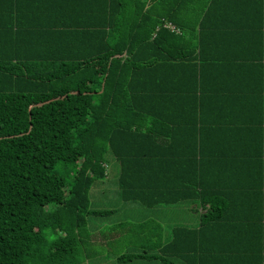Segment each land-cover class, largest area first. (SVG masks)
Instances as JSON below:
<instances>
[{"label": "trees", "instance_id": "obj_1", "mask_svg": "<svg viewBox=\"0 0 264 264\" xmlns=\"http://www.w3.org/2000/svg\"><path fill=\"white\" fill-rule=\"evenodd\" d=\"M215 22L237 65L212 64L236 74L253 64L244 69L254 80L264 0H0V264L90 260L89 222L102 215L91 193L110 159L123 202L206 211L169 239L157 226L149 248L163 261L264 264V193L209 182L196 154L169 155L161 142L179 127L191 133ZM245 33L260 49L239 55Z\"/></svg>", "mask_w": 264, "mask_h": 264}, {"label": "crops", "instance_id": "obj_2", "mask_svg": "<svg viewBox=\"0 0 264 264\" xmlns=\"http://www.w3.org/2000/svg\"><path fill=\"white\" fill-rule=\"evenodd\" d=\"M219 25L218 22L211 25L216 36L208 42L210 44L214 41L212 46L206 48L201 93L197 96L199 101H194L191 109V133H188L186 128L179 127L183 131L174 133L172 138L162 137L161 142L166 143L165 149L169 155H183L189 152L196 154L203 161L201 172L206 175L207 181L215 184L222 181L225 187L238 190L253 185L259 189V195H262L264 193V61L259 64L260 72L254 80L253 72L244 69L253 64L242 66L243 63H240V72L237 74L236 69L227 71L217 69L212 64V60H218L216 58L222 59L223 65L231 67L237 65V61L235 62L232 57L224 58L223 54L228 50L222 47L230 42L223 39ZM250 35L245 33L240 37L242 48L239 55L241 52L244 53L243 50L247 46H252L254 43L255 51L260 49L258 37L253 38ZM233 76H237L239 80L233 79ZM234 89L240 92L234 98L224 94L226 90ZM250 90L254 91L253 99L248 94ZM174 110L173 120L179 124L177 107ZM188 145L191 146L190 150ZM248 157L252 158L251 163L254 164L249 165L246 162ZM188 205L192 206L189 220L193 222L189 226L198 228L206 211L198 203ZM165 210L172 215L174 212L176 214L183 212L181 209H172L171 212Z\"/></svg>", "mask_w": 264, "mask_h": 264}, {"label": "rangeland", "instance_id": "obj_3", "mask_svg": "<svg viewBox=\"0 0 264 264\" xmlns=\"http://www.w3.org/2000/svg\"><path fill=\"white\" fill-rule=\"evenodd\" d=\"M107 171L106 184H97L91 193L90 210L102 215L90 219L92 238L88 246L93 254L85 264H183L166 263L159 250L149 247L158 241L159 234L155 233L158 225L163 226L164 238L169 239L173 227L193 224L189 220L192 206L183 204L178 208L160 207L149 211L137 204L125 203L117 186L119 168L112 159ZM165 209L183 212L172 215Z\"/></svg>", "mask_w": 264, "mask_h": 264}]
</instances>
